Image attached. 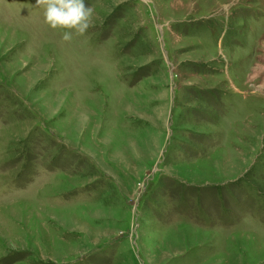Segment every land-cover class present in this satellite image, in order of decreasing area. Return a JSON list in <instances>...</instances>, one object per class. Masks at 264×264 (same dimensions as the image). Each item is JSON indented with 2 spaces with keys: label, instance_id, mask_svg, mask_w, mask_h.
<instances>
[{
  "label": "rangeland",
  "instance_id": "rangeland-1",
  "mask_svg": "<svg viewBox=\"0 0 264 264\" xmlns=\"http://www.w3.org/2000/svg\"><path fill=\"white\" fill-rule=\"evenodd\" d=\"M86 3L0 0V264H264V0Z\"/></svg>",
  "mask_w": 264,
  "mask_h": 264
},
{
  "label": "clouds",
  "instance_id": "clouds-1",
  "mask_svg": "<svg viewBox=\"0 0 264 264\" xmlns=\"http://www.w3.org/2000/svg\"><path fill=\"white\" fill-rule=\"evenodd\" d=\"M44 10V19L53 30H64L62 39L70 42L73 35H85L93 27L94 8L86 0H36Z\"/></svg>",
  "mask_w": 264,
  "mask_h": 264
}]
</instances>
